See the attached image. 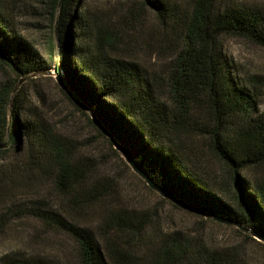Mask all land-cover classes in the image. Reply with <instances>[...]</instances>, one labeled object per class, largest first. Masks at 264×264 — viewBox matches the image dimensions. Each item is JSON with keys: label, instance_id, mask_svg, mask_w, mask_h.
Instances as JSON below:
<instances>
[{"label": "trees", "instance_id": "16d2710c", "mask_svg": "<svg viewBox=\"0 0 264 264\" xmlns=\"http://www.w3.org/2000/svg\"><path fill=\"white\" fill-rule=\"evenodd\" d=\"M31 1L0 0V67L15 76L0 85V144L12 149L11 158L8 148H0V182L25 180L29 170L38 169L39 179L52 182L69 213L111 198L113 181L96 176L94 161L81 156L75 143L32 112L21 118L25 93L17 89L19 79L58 65L70 88L146 177L182 203L264 238V83L239 76L220 45L221 37L235 36L264 46V7L217 9L218 0H185L184 11L172 0H142L162 36L176 41L162 74L127 54L131 25H97L81 0H36L50 33L49 57H42L16 25L17 9L38 14ZM199 138L210 141L227 173L226 189L214 176L202 175L187 152L189 140ZM35 212L77 241V264H123L131 256L119 247V238L142 235L151 226L148 216L135 211L112 212L99 225L104 247L58 213ZM171 239L148 264H176V258L188 264H237L228 250L182 240L178 233ZM3 264L52 263L11 257Z\"/></svg>", "mask_w": 264, "mask_h": 264}, {"label": "rangeland", "instance_id": "374dc122", "mask_svg": "<svg viewBox=\"0 0 264 264\" xmlns=\"http://www.w3.org/2000/svg\"><path fill=\"white\" fill-rule=\"evenodd\" d=\"M81 1L91 10L97 25H131L133 29L125 42L127 54L147 69L162 74L167 72L176 41L174 36L169 39L162 36L158 19L150 7L142 4V0ZM172 1L181 4L185 11V0ZM31 4L38 14L24 15L20 13H28L26 10L21 12L17 9V30L47 59L50 35L48 21L38 1L32 0ZM230 5L264 7V0H218L216 8L224 9ZM220 45L222 52L238 69L239 76L247 81L254 78L264 83V46L235 36L221 37ZM56 75L54 68L50 72L35 73L19 79L17 89L25 93V111L21 112V118L25 117L24 113L32 112L34 118L40 117L56 132L75 143L81 156L94 161L96 176L113 181L111 198L105 203L69 213L62 207V197L52 182L39 179L38 169L29 170L25 180L0 182V264L11 257L43 260L52 264H77L80 254L77 241L64 230L39 218L35 211L41 208L56 212L66 221L87 229L104 247L106 244L99 225L105 216L120 209L148 216L151 226L142 235L119 238V247L126 249L131 256L123 264H148L150 259L172 244L171 238L177 233L182 240L193 239L206 248L228 250L237 264H264V243L255 239L248 230L201 218L181 206H175L150 188L114 152L90 118L69 98L57 83ZM9 77L15 80V76H9L0 67V85L6 83ZM261 101H264L263 97ZM21 141L25 146L24 134L21 135ZM3 145L1 143L0 148H8L12 158L10 144L7 143V147ZM186 148L200 173L207 174L208 178L214 176V180L217 179L220 186L226 189L228 175L214 157L210 141L206 138L189 140ZM176 264L188 262L176 258Z\"/></svg>", "mask_w": 264, "mask_h": 264}, {"label": "water", "instance_id": "95a60500", "mask_svg": "<svg viewBox=\"0 0 264 264\" xmlns=\"http://www.w3.org/2000/svg\"><path fill=\"white\" fill-rule=\"evenodd\" d=\"M56 69V80L57 83L62 87V89L65 91V93L69 96V98H71L72 100H74V102L76 103V105L78 106V108L84 113L86 114L90 119L92 124L98 129L99 133L102 134L108 141V143L110 144V146L112 147V149L114 150V152L116 154H119L122 159L125 160V162L132 168V170L138 174L142 179H144V181H146L147 185L152 188L153 190L157 191L159 194H161L164 198L170 200L172 202V204H174L175 206L179 207H183L186 210H188L189 212H192L196 215H198L201 218L204 219H209V220H213L216 221L218 223H223V224H229L231 225V223L219 219V218H215L212 216H209L207 213L205 212H201L196 210L195 208L186 205L184 203H182L181 201H179L177 198L171 196L169 193H167L166 191H164L163 189H161L158 185H156L152 180H150L148 177H146L143 172L140 170V168L127 156V154L124 152L123 148L121 147V145L119 144V142L115 139V137L109 132V130L107 129V127H105L100 120L97 118V116L88 108L85 106V104H83L81 102V100L78 98V96L75 94V92L70 88V86L68 85L67 81L65 80L61 69L59 68V66L57 65ZM7 146V144H5V147ZM247 230V229H246ZM255 239L261 241L264 243V238H262L257 232L248 230Z\"/></svg>", "mask_w": 264, "mask_h": 264}]
</instances>
